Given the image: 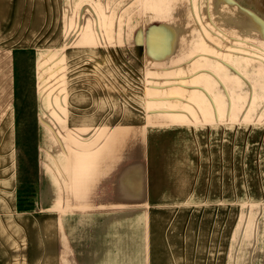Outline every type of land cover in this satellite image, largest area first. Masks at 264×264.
Segmentation results:
<instances>
[{"label":"rangeland","instance_id":"374dc122","mask_svg":"<svg viewBox=\"0 0 264 264\" xmlns=\"http://www.w3.org/2000/svg\"><path fill=\"white\" fill-rule=\"evenodd\" d=\"M70 5L73 17L2 29L22 47L13 75L18 202L1 219L0 258L47 264L42 158L55 166L59 147L87 141L89 125L131 120L149 134L156 210L225 197L230 217L244 209L247 243L264 241V0ZM69 111L78 132L63 119Z\"/></svg>","mask_w":264,"mask_h":264},{"label":"crops","instance_id":"0c3cea01","mask_svg":"<svg viewBox=\"0 0 264 264\" xmlns=\"http://www.w3.org/2000/svg\"><path fill=\"white\" fill-rule=\"evenodd\" d=\"M66 17H73L70 0H0L2 227L1 219L17 211L13 75L15 52L22 47L11 44L2 29L5 21ZM72 113L63 119L78 132ZM89 126L87 141L66 143L56 158L52 152L55 166L48 155L42 158L39 182L50 216L47 264H264V241L247 243L244 209L230 217L225 197L170 200L167 210L155 209L149 134L142 122ZM27 263L0 258V264Z\"/></svg>","mask_w":264,"mask_h":264}]
</instances>
